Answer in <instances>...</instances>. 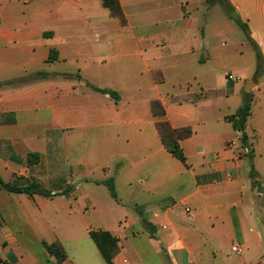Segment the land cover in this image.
<instances>
[{"label": "crops", "instance_id": "0c3cea01", "mask_svg": "<svg viewBox=\"0 0 264 264\" xmlns=\"http://www.w3.org/2000/svg\"><path fill=\"white\" fill-rule=\"evenodd\" d=\"M226 1L0 0V178L55 194L0 190V264H264V0Z\"/></svg>", "mask_w": 264, "mask_h": 264}, {"label": "trees", "instance_id": "16d2710c", "mask_svg": "<svg viewBox=\"0 0 264 264\" xmlns=\"http://www.w3.org/2000/svg\"><path fill=\"white\" fill-rule=\"evenodd\" d=\"M209 4L216 2L221 3L222 5H227V12L232 13V8L229 6L226 0H207ZM103 6L109 9L112 16L119 19L122 24L126 23L125 16L123 14L122 8L120 6L119 0H103ZM238 26L244 31V33L249 38L248 26L242 23L240 20L236 19ZM250 39V38H249ZM53 54V51L51 52ZM57 53V52H56ZM258 59L260 60V55L258 53ZM111 95H114L111 91ZM153 112L157 117L162 118L157 123V129L160 134L161 140L168 151L172 153L173 156L177 157L182 162H185L186 158L180 146V140L188 138L192 131L190 128H181L174 129L171 124L164 119L165 110L159 102H153ZM252 115V100L251 98L246 101V103L239 108L235 114L228 116L227 120L233 123L234 128L241 134V142L243 145H247L248 136L245 132L246 124L248 119ZM30 160L35 158V161H38V154H30L28 157ZM31 162V161H30ZM105 185L108 187L110 194L113 198L116 197V191L113 180L105 182ZM6 190L11 193L18 194H27L29 196L40 195L44 197H52L55 194H52L49 190L42 188L35 180L28 182L27 184H13L6 183L0 178V190ZM46 250L49 254L54 256L59 262H62L66 259V253L63 246L59 242H54L51 244L43 243Z\"/></svg>", "mask_w": 264, "mask_h": 264}, {"label": "rangeland", "instance_id": "374dc122", "mask_svg": "<svg viewBox=\"0 0 264 264\" xmlns=\"http://www.w3.org/2000/svg\"><path fill=\"white\" fill-rule=\"evenodd\" d=\"M213 4H210V6H212ZM223 13L219 10H217L216 8H211V19L214 20L216 17L218 16H222ZM215 17V18H214ZM239 30V29H238ZM232 37L236 38V35H233ZM235 38L231 39V47H223V40L222 38L219 39V43H220V48L218 51H216V56H215V61L218 62V64H220L221 69L223 71V69L229 68L231 67L233 64H237L236 62L239 60L238 56V51H234V42L236 41ZM229 43V42H228ZM230 44V43H229ZM212 56V52L208 51L206 52V57H211ZM231 65V66H230ZM189 72L192 70L189 69ZM186 74H189L188 72H186ZM191 81V80H190ZM34 180V179H33ZM32 179L30 181H33ZM29 181V182H30Z\"/></svg>", "mask_w": 264, "mask_h": 264}, {"label": "built area", "instance_id": "2783aa9c", "mask_svg": "<svg viewBox=\"0 0 264 264\" xmlns=\"http://www.w3.org/2000/svg\"><path fill=\"white\" fill-rule=\"evenodd\" d=\"M228 78H229V79H232V76L229 75ZM187 211H189V209H187ZM233 251H234L236 254H238V255H240L241 252H242V250L240 249V246H236V247L233 249Z\"/></svg>", "mask_w": 264, "mask_h": 264}]
</instances>
